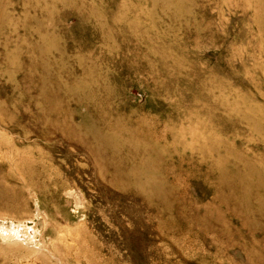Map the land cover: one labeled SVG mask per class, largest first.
<instances>
[{
	"label": "rangeland",
	"instance_id": "374dc122",
	"mask_svg": "<svg viewBox=\"0 0 264 264\" xmlns=\"http://www.w3.org/2000/svg\"><path fill=\"white\" fill-rule=\"evenodd\" d=\"M0 264H264V0H0Z\"/></svg>",
	"mask_w": 264,
	"mask_h": 264
}]
</instances>
